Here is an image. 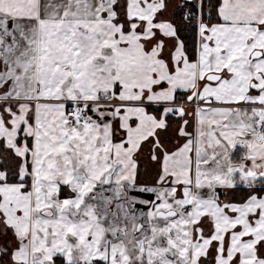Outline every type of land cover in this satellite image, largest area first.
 I'll return each instance as SVG.
<instances>
[{
	"label": "snow or ice",
	"instance_id": "snow-or-ice-1",
	"mask_svg": "<svg viewBox=\"0 0 264 264\" xmlns=\"http://www.w3.org/2000/svg\"><path fill=\"white\" fill-rule=\"evenodd\" d=\"M0 264H264V0H0Z\"/></svg>",
	"mask_w": 264,
	"mask_h": 264
}]
</instances>
